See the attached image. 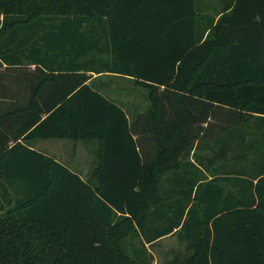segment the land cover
Wrapping results in <instances>:
<instances>
[{"label":"trees","instance_id":"16d2710c","mask_svg":"<svg viewBox=\"0 0 264 264\" xmlns=\"http://www.w3.org/2000/svg\"><path fill=\"white\" fill-rule=\"evenodd\" d=\"M200 1L0 0V264H264V0Z\"/></svg>","mask_w":264,"mask_h":264},{"label":"rangeland","instance_id":"374dc122","mask_svg":"<svg viewBox=\"0 0 264 264\" xmlns=\"http://www.w3.org/2000/svg\"><path fill=\"white\" fill-rule=\"evenodd\" d=\"M104 77V76H103ZM118 82V83H117ZM124 86H126L124 88ZM113 91L109 92L110 95L119 98L124 105L127 106L131 103L136 109H144L148 105V101L145 98V91L143 88L131 87L126 80L122 79H111L110 89ZM38 143L45 151L52 154L54 157L68 164L72 169L78 170L82 175L88 172V167L90 166V155L88 153V148L84 143L72 142L68 140H57V139H47L46 141L40 139ZM208 154L207 150L196 151L195 147L190 150L186 155L185 159L188 164L195 165L203 170L204 173H208L207 162L204 161L205 167H202V163L199 161L200 158H204ZM200 156V158H199ZM218 165V164H216ZM215 165V166H216ZM214 166V167H215ZM161 184L163 187L167 185L166 180H162ZM170 250L183 251V245L178 242L175 234H169L161 237L154 248V259L155 263L159 264L166 258L170 256L168 253Z\"/></svg>","mask_w":264,"mask_h":264},{"label":"crops","instance_id":"0c3cea01","mask_svg":"<svg viewBox=\"0 0 264 264\" xmlns=\"http://www.w3.org/2000/svg\"><path fill=\"white\" fill-rule=\"evenodd\" d=\"M202 2V3H201ZM215 2H217V0H202V1H200V4H202L201 6H204V7H209V6H211L213 3H215ZM209 5V6H208ZM210 8V7H209ZM206 12H207V8H206V10H205ZM43 140H47V139H43ZM57 140H61V139H57ZM41 140L40 139H36L34 142H33V146L34 147H36L37 149H40V150H42L43 152H45V153H47V154H49V155H52V154H50V153H48L47 151H45L41 146H39L38 145V143L40 142ZM97 145V142L95 143V142H88V144L86 145L87 147L89 146V148L87 149L88 150V153H89V155H90V166L88 167V170L91 168V166H92V161H93V157H94V155H93V151H94V149H95V146ZM53 156V155H52ZM56 158V157H55ZM58 159V158H57ZM78 171V170H77ZM79 172V171H78ZM81 175H82V173H80ZM82 176H84V175H82Z\"/></svg>","mask_w":264,"mask_h":264}]
</instances>
